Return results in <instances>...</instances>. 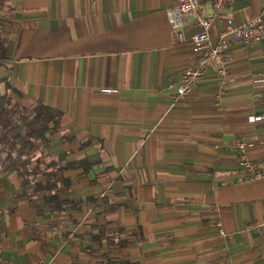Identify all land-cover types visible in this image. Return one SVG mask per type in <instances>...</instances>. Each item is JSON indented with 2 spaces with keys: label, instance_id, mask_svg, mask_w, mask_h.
I'll use <instances>...</instances> for the list:
<instances>
[{
  "label": "crops",
  "instance_id": "1",
  "mask_svg": "<svg viewBox=\"0 0 264 264\" xmlns=\"http://www.w3.org/2000/svg\"><path fill=\"white\" fill-rule=\"evenodd\" d=\"M174 3L0 0V77L62 112L44 158L95 160L65 171L58 194L80 202L61 210L37 209L15 171H0V264H264V230L251 227L264 219V178H245L233 147L245 138L264 164V122L250 119L264 110V45L234 41L226 77L214 65L174 100L170 84L198 55L196 16L179 39ZM262 6L227 4L211 37Z\"/></svg>",
  "mask_w": 264,
  "mask_h": 264
},
{
  "label": "trees",
  "instance_id": "2",
  "mask_svg": "<svg viewBox=\"0 0 264 264\" xmlns=\"http://www.w3.org/2000/svg\"><path fill=\"white\" fill-rule=\"evenodd\" d=\"M7 40L6 36H0V64L9 58ZM61 117L59 109L44 102L24 101L23 93L6 76L0 77V171H15L20 185L17 194L29 195L37 209L61 210L67 202L78 204L80 199L61 198L58 194L72 183L65 171L88 169L95 162L81 158L61 163L44 158L42 152L52 142ZM33 196L38 199L34 201Z\"/></svg>",
  "mask_w": 264,
  "mask_h": 264
},
{
  "label": "built area",
  "instance_id": "3",
  "mask_svg": "<svg viewBox=\"0 0 264 264\" xmlns=\"http://www.w3.org/2000/svg\"><path fill=\"white\" fill-rule=\"evenodd\" d=\"M206 0H175V3L167 8V18L171 29L177 34L178 38L184 37L185 20L189 15L196 16L198 31L193 37L195 50L198 55L193 61L190 69L184 74L181 81L170 84L175 88L174 100L182 99L189 94L200 79L214 65L217 72L223 78L228 75L230 63V48L234 41L250 44L260 42L264 45V0L259 13L248 17L241 23H236L229 17L226 26L220 31L217 40L211 37L210 31L215 21L220 16V10L234 0H208L212 3L213 9L203 15L199 10ZM264 61V54H263ZM224 81V79L222 80ZM258 81L262 84L264 95V75ZM104 90H113L104 88ZM252 121L264 122V110L250 115ZM248 141L243 137H237L233 142V147L240 154V164L244 168L245 178L260 179L264 178V164L251 159L248 156ZM251 227L264 230V219L253 221ZM225 234L224 230H221Z\"/></svg>",
  "mask_w": 264,
  "mask_h": 264
}]
</instances>
